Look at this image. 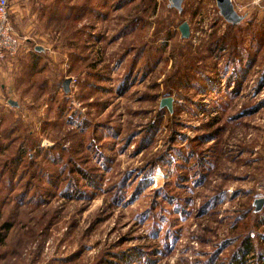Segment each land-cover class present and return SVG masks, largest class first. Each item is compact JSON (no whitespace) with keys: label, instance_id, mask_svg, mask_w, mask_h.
<instances>
[{"label":"rangeland","instance_id":"obj_1","mask_svg":"<svg viewBox=\"0 0 264 264\" xmlns=\"http://www.w3.org/2000/svg\"><path fill=\"white\" fill-rule=\"evenodd\" d=\"M263 1L232 0L245 15L234 62L213 45L228 24L215 0L180 13L167 0H70L76 11L53 21L41 12L53 0H37L11 13L22 50L42 47L22 62L44 65L13 84L18 107L0 103V132L15 127L0 141V225L12 223L0 264H226L264 198ZM249 62L238 92L221 82Z\"/></svg>","mask_w":264,"mask_h":264},{"label":"trees","instance_id":"obj_2","mask_svg":"<svg viewBox=\"0 0 264 264\" xmlns=\"http://www.w3.org/2000/svg\"><path fill=\"white\" fill-rule=\"evenodd\" d=\"M30 2H33L35 4L37 1L31 0ZM50 5H52V7L50 8L49 11H46V9L44 11V7L41 11V12H51L47 15L49 21L56 20V18L58 17L56 13H52V12H59V10H64V8L68 12H69V10H70V12L76 11V5L71 6L70 0H64L63 2H62V0L61 1L60 0H53V2ZM88 7L89 6L87 5V2L85 1L83 4L80 5V8H78V10L84 11ZM242 29L243 28H242L241 24L240 25L239 24H237V25L227 24V28L224 31V33L221 36L217 37L215 39V41L213 42L214 47L221 49V50H225L231 55V57H229L230 62H234L237 59L242 60L240 51L238 49V45H240L239 44V31ZM254 38L257 41L256 43H259V44L262 43L263 36H261V34H259L258 36L254 35ZM213 48H212V50H213ZM37 53H39V52L34 51V54L38 55ZM38 59H39L38 56L35 57L34 62H32V64L35 65L34 63H37ZM249 67H250V62L248 64L246 63V65H244V66H239V68L235 70L236 73H234L232 75H226L225 79L221 80V82H223L227 86V88L231 87V90H235L238 92V89L241 87V82L246 77L245 75H246L247 69ZM216 78H217V76H216ZM204 80H206V79H202V81H204ZM212 84H213V81L211 82V85ZM213 86H214V84H213ZM229 94H231V92H229ZM17 125L18 124H16V126ZM20 126L21 125H19L18 127H20ZM7 128H8V132L6 134L3 135V132H1V137H0L1 140L0 141H3L5 139L9 138L10 134L15 129V127H13L11 125H9ZM10 139H12V138H10ZM56 148H58V147H56ZM67 162H68L67 163L68 165H69V163H71V161L68 159V157H67ZM65 170H68V168L66 169V164H63V167L61 166V168H60V172H63V174H64ZM80 172H81L80 176L85 179V181L88 185L93 184V187L97 186L96 185L97 181H98L97 180V178H98L97 174L91 175L89 173L88 175H86V172L84 169L80 170ZM13 174L14 173H12L11 176H13ZM92 176H93V178H92ZM50 181H51V179H50ZM53 182L54 181H51V183H53ZM58 182L55 181L53 186L58 187L59 186ZM77 185L78 184H76V180L74 177L69 178V183L66 185V188L64 189L65 190L64 193H66L67 196H73L71 191L73 190V192H76L74 189H78ZM69 187L71 188V191L67 190ZM24 193H26V192L23 191L20 194L19 198L24 197ZM19 201H21V199ZM249 209H250V207L248 206L245 210L248 214H250V212H251V210H249ZM251 209H252V213L254 214V216L252 218V222H253L252 228L249 229L240 238V242H239L236 250L231 255L230 259L228 260V262L226 264H254V262H252L253 257L256 258V260H255L257 262L256 264H264V246L262 245V243H264V235H262V233L260 234V232L256 231V228H259V226H264V206L258 212H253L252 207H251ZM11 227H12V223H10L8 221H5L0 225V244H2L3 240H4V234L3 233L8 231ZM214 259H215L214 257L209 258L207 261H205L204 264H214ZM247 259L250 261L247 262Z\"/></svg>","mask_w":264,"mask_h":264},{"label":"crops","instance_id":"obj_3","mask_svg":"<svg viewBox=\"0 0 264 264\" xmlns=\"http://www.w3.org/2000/svg\"><path fill=\"white\" fill-rule=\"evenodd\" d=\"M31 0H10L11 4V12H37V9H34L33 11H30V9L27 7L28 2ZM37 1V0H36ZM35 2V1H34ZM37 4V2L35 3ZM13 15V14H12ZM37 50V49H35ZM41 51V50H37ZM34 52H28L21 50L18 55L13 58H6L5 60L0 61V103L2 100L8 104V100H14V87L13 84L15 83L16 80L19 82H24L25 77H32L36 75L37 73L40 74L43 72V62H41V59H38L37 63H34L35 65L32 64V62H28V65H25L26 63L22 62V57L24 55H27L29 58L32 57ZM36 55V54H35ZM27 61V60H25ZM36 61V60H35ZM25 68H29V73L26 75L27 70ZM225 79L223 77L221 80ZM12 80V82H11ZM13 95V96H12ZM16 101V100H14ZM17 102V101H16ZM18 103V102H17ZM9 105V104H8ZM10 107H15L11 106ZM6 107V106H5ZM18 107V106H16ZM6 111H9L7 108H4L2 105H0V124L1 126L4 127L5 125V115ZM3 113V114H2ZM2 122V123H1ZM0 137H1V132H0ZM5 151V149H3Z\"/></svg>","mask_w":264,"mask_h":264},{"label":"water","instance_id":"obj_4","mask_svg":"<svg viewBox=\"0 0 264 264\" xmlns=\"http://www.w3.org/2000/svg\"><path fill=\"white\" fill-rule=\"evenodd\" d=\"M182 3L183 0H167L168 6L170 8L176 9L179 13L182 11ZM215 3L218 14L220 15V17H222V19L226 23L231 25H237L243 22L245 15L237 13V11L234 8L232 0H215ZM179 31L182 38L187 39L189 37L190 30L187 21H183L179 25ZM35 49L42 50V47L36 46ZM69 82H70L69 78L64 79V81L62 82L63 91L66 93L69 91ZM172 102H173L172 96L163 97L160 100L159 107L165 106L169 112H172ZM8 104L15 107L18 106V103L11 99L8 100ZM263 203H264V198L255 199V201L253 202V205L255 206L254 211L255 212L259 211L262 208Z\"/></svg>","mask_w":264,"mask_h":264},{"label":"built area","instance_id":"obj_5","mask_svg":"<svg viewBox=\"0 0 264 264\" xmlns=\"http://www.w3.org/2000/svg\"><path fill=\"white\" fill-rule=\"evenodd\" d=\"M261 8H264V1ZM10 0H0V61L13 59L24 48V40L20 38L11 21Z\"/></svg>","mask_w":264,"mask_h":264}]
</instances>
